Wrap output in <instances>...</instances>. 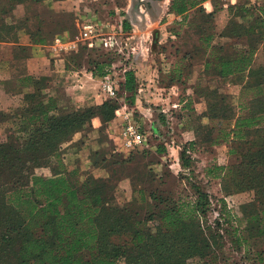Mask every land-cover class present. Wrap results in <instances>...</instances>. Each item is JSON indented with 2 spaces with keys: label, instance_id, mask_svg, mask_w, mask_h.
Wrapping results in <instances>:
<instances>
[{
  "label": "trees",
  "instance_id": "1",
  "mask_svg": "<svg viewBox=\"0 0 264 264\" xmlns=\"http://www.w3.org/2000/svg\"><path fill=\"white\" fill-rule=\"evenodd\" d=\"M43 1L6 0L3 11L16 12L20 4ZM206 1L173 0L171 11L184 16ZM110 4L108 1L106 5L111 8ZM233 7L230 9L229 25L220 38L248 35L253 40L257 36L255 43L264 41V18L257 17L255 11L258 8L246 0ZM103 13L101 10L100 14ZM238 17H254L262 27L256 32L254 27H250L251 24H238ZM129 29L130 24L125 21L124 30ZM12 32L13 27L1 22L0 37L2 33L10 37ZM65 32L72 35L62 27L48 40L37 28L34 40L49 44L57 35ZM213 39L215 37L211 36L203 40L208 52L211 47L212 52L221 50V44L211 45ZM103 49L106 48L80 46L77 52L69 53L66 57L67 68L80 70L86 65L94 77L101 79L114 65V62L93 60L91 53ZM85 55L86 59H83ZM215 58L219 65L233 61L228 57ZM262 70L264 67H261ZM34 79H28L32 81V90L23 93L20 116L18 111L12 110L13 102L7 108L10 111H0V126L6 122L12 125L8 140L0 143V264H185L189 258L210 257L224 249L219 222L215 225L217 228H213L203 221L210 206L207 192L201 193L196 206L190 209L185 202L182 206L170 201V205L168 198L151 190L149 198L155 200V210L148 217H143L141 208L132 201L123 205L117 203L114 194L118 186L112 177H95L91 173L80 174L77 170L68 171L62 167V146L70 142L76 133L92 130L94 118H100L103 126H106L122 108V99L129 108L135 107L139 83L134 71H125L116 99H107L99 106L64 115L56 113V102L48 93V77ZM226 106L221 112V105L219 110L217 106L209 105L207 115L211 119L220 116L228 123L233 121L232 129L223 138L232 135L241 149V152H232L239 159L237 166L231 167V171L229 169L225 174L224 189L232 186L239 193L255 192L254 201L244 205L243 210L248 214V221L256 224L257 238L263 241L262 246L255 250V255L259 264H264V99L257 103L255 114L258 121L254 117L240 120L233 116L234 110ZM15 124L17 129H14ZM259 125L258 129L246 134L243 131L244 128ZM159 144L157 149L167 155L164 143ZM192 145L189 142L182 148L184 166L191 158ZM151 147L149 140L143 149L133 151L126 157L116 152V155L111 154L113 159L107 161L101 155L93 165L111 168L112 172L121 161L115 156L121 157L122 163L130 164L135 156H149ZM53 159H58L57 164ZM42 167L51 169L52 176L38 175L36 169ZM220 169L223 171L224 168ZM133 187L134 195L144 197L148 202L145 190L137 185ZM149 224H153L155 234L149 231Z\"/></svg>",
  "mask_w": 264,
  "mask_h": 264
},
{
  "label": "rangeland",
  "instance_id": "2",
  "mask_svg": "<svg viewBox=\"0 0 264 264\" xmlns=\"http://www.w3.org/2000/svg\"><path fill=\"white\" fill-rule=\"evenodd\" d=\"M108 1L111 2V8L107 7L103 10L102 15L100 14L102 10L100 4L92 3L91 0H44L37 4L27 2L24 5L20 4L17 11L21 13L22 23L27 24L32 17L38 19V30L42 31L49 40L52 34L58 32L59 28L62 27L72 32L71 36L74 37L78 34L77 23L80 19L96 10L107 25V28L102 30L103 34H116L117 45L111 51L107 48V50L93 51L91 57L94 61L114 62L112 70L118 83L122 82L125 71L135 67V62L140 64L145 61L140 54L144 44L148 47V52L156 63L162 65L169 63L171 67L174 65L179 67L181 77L179 83L182 93H189L191 89L198 91L200 88L201 93L207 92L210 95L204 99L208 103L206 111L196 116L198 121L197 136L191 142L193 143L192 153L191 158L187 160V166H184L181 156L182 148L186 146L185 142L182 143L178 140L171 142L169 139L157 142L150 136V130L146 129L152 147H158L159 143H164L163 145L166 146L168 153L164 157V163L157 168H151L147 162L143 161L144 158L142 157L135 156L131 158V163L127 164L121 162V157L115 156L121 160L120 163L113 168L112 172H102L101 176L103 178L112 177L119 186L117 187L118 191L114 194L117 203L123 205L132 201L136 207L141 208L143 217H148L150 213L154 212L155 200L148 198L147 202L144 197H139V195L132 198L131 184L138 187L144 184L150 190L156 191V194H162V197L168 198L167 203L170 205L172 202L183 206L185 202L188 203L186 205L190 209L196 206L199 195L207 192L210 206L207 217H203V221L213 228H217L215 225L219 222V235L222 237L224 249L210 257L189 258L185 264H259L255 250L262 246L263 241H260L261 238H257L256 224L248 221V214L243 210L244 205L254 201L255 192L250 190L239 193L232 186L228 190L224 189L226 185L225 174L238 163L239 157L233 154L241 152L232 135L227 139L223 138L225 133L232 129L234 122L231 121L229 124L226 120L223 123L220 116L218 119H211L207 116L209 105L217 106L219 110L223 99L222 93H220V78L215 75H208L206 71H203L205 68L204 61L208 54L203 40L214 36L216 38L215 45L221 44V27L230 17V9L234 7L225 5L218 0H207L184 16H179L171 11L173 0H163L155 6L149 4L152 8L151 14L142 5L140 7L141 13L133 19L129 12L132 9V0ZM262 1L264 0H256L255 2L260 3ZM160 4H162L161 10L159 9ZM256 7L258 9L264 8L260 5ZM112 9L114 14H112ZM209 14L212 16L208 17ZM158 16L161 17L158 18ZM125 21L130 24V29L127 31L124 30ZM121 26L123 30L119 29ZM144 29H147L146 33L148 32V34L143 33ZM50 44L48 45L50 46ZM62 56H65L66 59L68 54H62ZM83 59H86V55ZM84 61L82 60V62ZM163 70L171 76V68H163ZM136 72H140V69ZM192 77L195 79L193 83L190 82ZM121 104L129 107L123 99ZM186 104L188 105L187 102ZM11 105L13 106V104ZM228 105L234 110L233 116L236 117L238 114L237 99H230ZM7 107H10L9 101L2 103L0 100V108L7 110ZM151 108L155 115H159V113L164 115L154 105ZM133 114L136 119H140V111H133ZM10 127H12L11 122H6L0 126V143L8 140ZM82 136L84 133H76L70 142L64 144L61 148L64 151L62 156L77 159V157L82 156V153H85V156L88 153L87 157L92 160L93 153L83 152V147L80 145ZM96 139L103 143L102 149L111 144L116 155L120 142L114 144V141L103 134ZM119 139L120 137H118ZM93 147L96 146L93 145ZM234 151L235 153H232ZM127 155L125 154V157ZM54 162L57 164L58 161ZM156 162H159V159H156ZM79 167L83 173L87 172L99 177L98 170L94 169L92 162L85 160V163ZM220 168H224L223 171ZM94 170H96L95 174ZM36 173L47 177L52 176L51 169L45 167L37 168ZM128 176L132 182L122 183ZM84 177L85 175H82V178ZM148 228L152 234L156 233L153 224H149Z\"/></svg>",
  "mask_w": 264,
  "mask_h": 264
},
{
  "label": "crops",
  "instance_id": "3",
  "mask_svg": "<svg viewBox=\"0 0 264 264\" xmlns=\"http://www.w3.org/2000/svg\"><path fill=\"white\" fill-rule=\"evenodd\" d=\"M252 3L255 7L258 5L264 6V1ZM5 4L6 0H0V27L1 22H3L9 27H13V32L10 37H6L4 33L0 37V100L2 103L9 101L10 104L13 102L12 110L18 111L20 116V110H23V93L32 90V81L28 79H31V77L39 79L41 76L48 77V93L55 100L56 113L59 115L99 106L107 100L106 95L102 92L101 80L94 77L86 65L80 70L69 69L66 65L65 56L54 54L48 42L46 44L35 42L34 34H36L38 28V19L32 17L26 25L22 23L19 11H3ZM256 11L257 17L264 18V8ZM161 16H158V18ZM253 18L238 17L237 23L251 24L250 27H254L255 31L258 32L262 25ZM230 20V17H228L226 23H223L221 33L225 31ZM146 31L147 29H144L143 33L148 34ZM256 37L254 36L253 40L248 35L224 36L221 38V50L218 49V52H212V47L209 48L204 61L205 68L203 71H206L208 75L218 76L221 80L222 112L224 106L227 105L228 107L230 99H237V118L240 120L254 117L258 121V116L255 114L257 103L260 99H264V70L261 71V67H264V41L255 43ZM215 40L216 38L212 40L211 45L216 44ZM141 49L140 54L145 61L140 64L135 62V67L131 69L136 74L140 88L135 107L130 108V110L132 112L140 111L139 117L143 118L146 129L150 130V136L157 142L167 141L168 139L171 142L172 140H176V142L178 140L186 144L193 142L198 129L196 116L206 111L208 103L204 99L210 94L207 92L201 93L200 88H198V91L191 89L189 93H182L181 84L179 83L181 78L179 67H176V65L171 67L169 63L158 64L151 57L146 45L143 44ZM215 56L232 58L233 61L231 64L219 65ZM163 68H171L172 71H168L171 76ZM139 69L140 72L137 73L136 71ZM193 80H195L194 77L191 78L190 82L193 83ZM161 101L178 105V109H175L170 117H164L161 113L155 115L151 106L154 105L155 107V105L161 104ZM0 111L10 110L0 108ZM160 112L164 113L165 111L161 110ZM207 121L210 122L208 119ZM225 121V119H222L223 123ZM92 125L93 129L85 132L84 136L80 138L83 152L93 153L92 160L87 157L88 153H86V156L85 153H82V156L77 157V159L61 156L60 161L65 170H77L81 174L83 172L78 166L84 164L85 160L93 164L96 160H100L101 155H104L107 161L113 159L111 158V154L114 153L113 146L110 144V146L102 149L103 143L96 138L103 134L114 141V144H118L120 142L118 137H120L123 125L122 119L116 116L113 121L103 126L100 118H94ZM259 127L260 125L244 128L243 131L246 134L247 131H254ZM14 129H17V125L14 126ZM93 145L96 147H93ZM165 156L166 154L160 153V150L154 146L150 150L149 156L144 157L143 161L147 162L149 167L157 168L164 163ZM156 159H159V162H156ZM56 160L58 159H53V162ZM94 169L98 170L99 177L102 172L111 171V168L103 169L95 166ZM85 174L89 173L86 172ZM126 181L132 182V179L126 177L122 183ZM133 186L131 184V193L135 196ZM138 188L144 189L146 198H149L151 190L148 187L141 184ZM116 191H118V188Z\"/></svg>",
  "mask_w": 264,
  "mask_h": 264
},
{
  "label": "built area",
  "instance_id": "4",
  "mask_svg": "<svg viewBox=\"0 0 264 264\" xmlns=\"http://www.w3.org/2000/svg\"><path fill=\"white\" fill-rule=\"evenodd\" d=\"M225 5L235 6L241 1L245 0H219ZM255 2L256 0H246ZM92 3L101 5L102 10L107 9L108 0H91ZM78 34L72 37L68 32L62 35H57L50 44V49L54 54H69L77 52L80 46H87L89 49L104 47L114 49L117 45L116 34H103L102 30L107 28L106 22L103 21L98 12L93 10L86 17L81 18L77 23ZM122 29V26L119 27ZM123 30V29H122ZM102 92L106 95L107 99H116L120 88V83L115 79L113 70L101 79ZM157 109L164 110L165 117H170L178 105L171 102H163L155 105ZM116 116L120 117L123 125L120 132V147L117 152L130 154L133 151L141 150L148 144V136L143 118L136 120L133 112L129 107L122 106L116 112Z\"/></svg>",
  "mask_w": 264,
  "mask_h": 264
},
{
  "label": "water",
  "instance_id": "5",
  "mask_svg": "<svg viewBox=\"0 0 264 264\" xmlns=\"http://www.w3.org/2000/svg\"><path fill=\"white\" fill-rule=\"evenodd\" d=\"M162 1L163 0H132V7H131L132 9L129 12L132 18L135 19L136 15L141 13L140 7L144 5L146 7L147 12L151 14L152 8L150 7L149 4L155 6V4Z\"/></svg>",
  "mask_w": 264,
  "mask_h": 264
},
{
  "label": "bare ground",
  "instance_id": "6",
  "mask_svg": "<svg viewBox=\"0 0 264 264\" xmlns=\"http://www.w3.org/2000/svg\"><path fill=\"white\" fill-rule=\"evenodd\" d=\"M159 4V3H158ZM162 8V4L159 5V9ZM161 10V9H160Z\"/></svg>",
  "mask_w": 264,
  "mask_h": 264
},
{
  "label": "flooded vegetation",
  "instance_id": "7",
  "mask_svg": "<svg viewBox=\"0 0 264 264\" xmlns=\"http://www.w3.org/2000/svg\"><path fill=\"white\" fill-rule=\"evenodd\" d=\"M152 15H154V14H152Z\"/></svg>",
  "mask_w": 264,
  "mask_h": 264
}]
</instances>
